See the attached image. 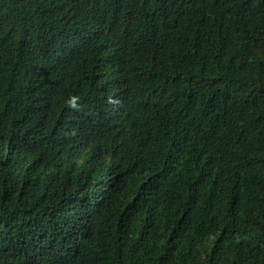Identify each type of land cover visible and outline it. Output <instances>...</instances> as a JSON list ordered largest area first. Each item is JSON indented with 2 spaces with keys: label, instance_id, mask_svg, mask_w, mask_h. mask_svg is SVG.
I'll return each mask as SVG.
<instances>
[{
  "label": "trees",
  "instance_id": "1",
  "mask_svg": "<svg viewBox=\"0 0 264 264\" xmlns=\"http://www.w3.org/2000/svg\"><path fill=\"white\" fill-rule=\"evenodd\" d=\"M0 264H264V0H0Z\"/></svg>",
  "mask_w": 264,
  "mask_h": 264
}]
</instances>
